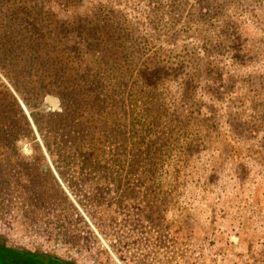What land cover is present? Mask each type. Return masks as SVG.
I'll use <instances>...</instances> for the list:
<instances>
[{"label": "trees", "instance_id": "trees-1", "mask_svg": "<svg viewBox=\"0 0 264 264\" xmlns=\"http://www.w3.org/2000/svg\"><path fill=\"white\" fill-rule=\"evenodd\" d=\"M197 1L193 11L187 0H150L156 32L140 37L123 9L103 1L82 13V0H0V70L23 98L37 101L50 92L63 105L35 112L32 124L0 78V217L24 212L30 223L46 214L72 222L76 211L63 181L84 199L91 198L86 182L96 194L100 182L113 185L121 204L141 196L147 216L158 220L197 170L206 185L217 180L224 161L239 155L217 104L236 77L224 82L223 69L201 61L185 43V20L223 10L217 0ZM173 82L182 85V95ZM227 112L232 133L243 135L245 127ZM22 138L32 141L29 155ZM203 151L219 152L209 169L198 165ZM21 253L0 234V264H22Z\"/></svg>", "mask_w": 264, "mask_h": 264}, {"label": "rangeland", "instance_id": "rangeland-1", "mask_svg": "<svg viewBox=\"0 0 264 264\" xmlns=\"http://www.w3.org/2000/svg\"><path fill=\"white\" fill-rule=\"evenodd\" d=\"M82 1L78 7L82 13L91 12L97 2L103 1L117 10L123 9L140 37H151L156 32L152 25L155 4L150 0ZM187 1L189 8L196 11L199 2ZM217 1L223 7L221 13L210 19L183 22V27H187L184 41L195 48L201 61H210L223 69L224 82H230L232 75L236 77L234 88L217 104L221 126L237 139L240 148L234 151L239 155L225 160L219 168L217 180L208 185L197 170L192 179H186V184L175 191L170 208L158 220L147 216L146 200L141 196L129 197L121 204L120 195L113 185L100 182L102 192L96 194L93 184L86 182L82 185L83 192L91 198L85 200L80 192L70 191L68 184L62 181L73 203V211L75 209L80 215L77 230L71 233L51 231L52 244L49 243L44 250L41 245L34 244L33 250L62 256L76 264H114L113 243L116 239H150L160 234L173 241H183L181 246L171 243L166 253L181 254L176 252V247L183 249L182 254L188 257L184 264H264V0ZM54 9L64 16L69 13L57 4H54ZM165 19L168 20L169 16ZM0 78L20 101L32 124L35 112L63 110L58 95L48 92L37 101L25 99L15 88L13 80L1 70ZM172 88L182 95L180 83L173 82ZM50 96L58 98V104L54 98L47 99ZM227 111L238 118L241 128L245 127L243 135L232 133ZM38 136L41 139L39 133ZM20 148L25 155L31 154L32 141L22 138ZM212 155L218 157L219 152H201L199 167L209 169ZM95 194L97 199L92 200ZM18 215L25 216L24 212ZM147 223L166 226L156 230L154 226L144 228ZM81 226L86 228L79 229ZM196 227L203 234L197 235L193 230ZM66 236L73 243L83 238L84 244L72 248L64 243ZM37 239L30 238L31 241ZM130 247L141 248L138 245ZM150 249L158 252L155 246ZM138 250L134 251L142 253ZM169 260L156 253L148 263L183 264V261L177 262L178 259Z\"/></svg>", "mask_w": 264, "mask_h": 264}, {"label": "built area", "instance_id": "built-area-1", "mask_svg": "<svg viewBox=\"0 0 264 264\" xmlns=\"http://www.w3.org/2000/svg\"><path fill=\"white\" fill-rule=\"evenodd\" d=\"M14 213L9 214L10 216H7V218L0 217V234L5 235L8 238L9 245L15 247L22 246V248L28 251H34L32 248L34 244L41 245L43 250L49 243L52 244L53 241L50 240V236L52 235L51 231L59 233V231L65 230L71 233L72 230H77V225H79L77 223V217H80L79 213L76 212L74 220L69 222L66 220H55L53 216L49 214L39 221L30 223L26 222L22 216ZM152 226H154L153 228L156 230V228H164L166 225H149L147 223L144 225V228H152ZM85 228L86 226H81L79 229L84 230ZM34 237L38 239L31 241L30 238ZM67 238L69 237L66 236L64 243L70 245L72 248L76 249L84 244L83 238H79V240L75 243ZM123 239L124 238H118L113 243L114 254L112 258L114 259V264H149L148 261L153 259L156 253H158V256L162 255V257L166 258L167 261L169 258L171 259L169 260L171 262L178 259L179 261L177 262L183 261V264L184 260L187 261L188 258L182 254L183 249H180L179 247H176V252L178 253L180 251L181 254L169 255L166 253L169 247H171V243H176V245L180 244L181 246L183 241H173L168 237L160 236V234H157L155 237H151L150 239H147L146 237H140L138 239ZM135 245H138V247L140 246V250H138V248L130 247ZM154 246L158 250L156 253L150 249V247ZM53 247L55 248V246ZM108 249L110 250V248ZM134 250L141 251L142 253H137Z\"/></svg>", "mask_w": 264, "mask_h": 264}, {"label": "flooded vegetation", "instance_id": "flooded-vegetation-1", "mask_svg": "<svg viewBox=\"0 0 264 264\" xmlns=\"http://www.w3.org/2000/svg\"><path fill=\"white\" fill-rule=\"evenodd\" d=\"M16 248H21L23 251V253H21L22 258L24 259L22 264H76L62 256H57L51 253L40 252L36 250L27 251L22 247Z\"/></svg>", "mask_w": 264, "mask_h": 264}, {"label": "water", "instance_id": "water-1", "mask_svg": "<svg viewBox=\"0 0 264 264\" xmlns=\"http://www.w3.org/2000/svg\"><path fill=\"white\" fill-rule=\"evenodd\" d=\"M47 109H49V110H50V109H51V107H48ZM47 167H48V164H45V165H44V169H47Z\"/></svg>", "mask_w": 264, "mask_h": 264}]
</instances>
